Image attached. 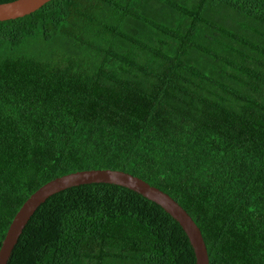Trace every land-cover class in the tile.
I'll use <instances>...</instances> for the list:
<instances>
[{
	"label": "trees",
	"instance_id": "1",
	"mask_svg": "<svg viewBox=\"0 0 264 264\" xmlns=\"http://www.w3.org/2000/svg\"><path fill=\"white\" fill-rule=\"evenodd\" d=\"M91 169L170 194L210 264H264V0H51L0 21V249L33 193ZM8 264L197 257L162 206L93 183L42 204Z\"/></svg>",
	"mask_w": 264,
	"mask_h": 264
},
{
	"label": "water",
	"instance_id": "2",
	"mask_svg": "<svg viewBox=\"0 0 264 264\" xmlns=\"http://www.w3.org/2000/svg\"><path fill=\"white\" fill-rule=\"evenodd\" d=\"M51 0H15L0 3V21L17 19L31 14ZM93 183H109L127 187L156 202L183 227L195 250L197 264H210L208 247L203 233L190 213L170 194L146 180L123 170L91 169L55 178L33 193L16 214L0 249V264H8L26 226L37 210L51 196L71 187Z\"/></svg>",
	"mask_w": 264,
	"mask_h": 264
}]
</instances>
